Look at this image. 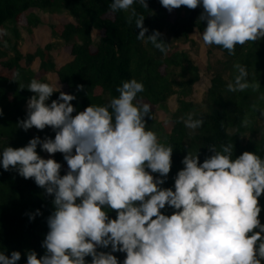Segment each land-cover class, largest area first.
Returning a JSON list of instances; mask_svg holds the SVG:
<instances>
[{
    "label": "clouds",
    "instance_id": "obj_1",
    "mask_svg": "<svg viewBox=\"0 0 264 264\" xmlns=\"http://www.w3.org/2000/svg\"><path fill=\"white\" fill-rule=\"evenodd\" d=\"M159 2L169 12L200 6L204 45H217L228 55L237 45L264 38V0ZM133 5L147 8L146 0H110L108 9L112 14L127 12L126 21L139 29L136 39L164 53L162 34L153 30L145 35L144 13L138 14ZM234 68L227 92L257 88L245 65ZM17 76L13 73L11 79ZM26 88L33 95L17 126L24 131L49 127L55 133L51 138L33 136L22 147H0V168L31 178L52 197L53 210L40 242L43 254L37 258L34 250L26 252V264H264L258 202L264 193V156L243 151L233 158L231 141L219 148L209 145L211 155L200 162L197 150L187 151L173 186L161 187L170 172L173 149L146 127L152 106L138 98L144 91L142 82L122 81L117 96L82 111L70 103L76 96L59 86L33 78ZM54 92L59 95L48 102ZM183 124L195 132L203 119L189 113ZM247 124L245 119L242 125ZM37 146L48 158L38 154ZM57 152L67 164L63 175L61 163L52 158ZM166 206L171 214L161 211ZM109 210H115L114 219ZM40 214L36 209L28 218ZM116 252L125 254L122 261L113 255ZM20 258L19 251H0V264H17Z\"/></svg>",
    "mask_w": 264,
    "mask_h": 264
},
{
    "label": "trees",
    "instance_id": "obj_2",
    "mask_svg": "<svg viewBox=\"0 0 264 264\" xmlns=\"http://www.w3.org/2000/svg\"><path fill=\"white\" fill-rule=\"evenodd\" d=\"M109 3L110 0H0V29L5 32L0 37V147H22L33 136L41 139L54 136L49 127L24 131L17 121L26 117V103L33 95L26 88L30 80L49 83L47 74L55 72L60 90L76 96L70 103L77 111L90 104H106L118 95L116 88L122 81L134 78L143 83L144 91L138 98L152 106V119L145 117L146 127L157 134L160 142L172 144L173 149L170 172L161 187L173 186V177L183 167L182 158L187 151L197 150L200 162L211 155L209 145L219 148L231 141L233 158L243 151L264 156V115L260 114L264 110V38L237 45L232 55L217 45H206L209 84L201 101L187 100L200 73L189 49L182 45L197 46L190 35L194 31L202 35L205 27L199 19L202 8L181 6L169 12L159 0H146V9L133 5L138 14L144 13L143 25L148 29L145 35L153 30L162 34L167 50L161 53L151 44L137 40L139 29L134 22L126 21L128 13L112 14ZM39 12L49 15L65 12L69 18L50 23L55 40L23 53L20 29L31 34L41 21ZM55 47L71 56L59 67L51 55ZM238 63L247 67L250 83L257 85L255 90L227 92L225 85L236 75L234 65ZM13 73L18 74L16 81L11 79ZM77 85L82 88L78 90ZM58 95L52 93L48 102ZM172 95L177 106L169 110L167 100ZM157 110H163L166 117L162 120L153 117ZM189 113L203 119L195 132L183 124ZM245 119L248 124L243 126ZM36 151L48 158L39 146ZM52 158L61 163V175L65 174L67 164L63 155L57 152ZM51 199L31 178L24 179L11 168L7 171L0 168V251L5 255L19 251L21 258L17 264H26L28 251L34 250L37 258L43 254L40 242L47 232L46 218L53 210ZM258 202L262 206L259 218L264 223V193ZM36 209L41 214L30 221L28 213ZM161 211L168 215L173 210L166 206ZM108 215L114 219L115 210H109ZM113 255L118 261L125 256L121 252ZM85 259L90 261L91 257Z\"/></svg>",
    "mask_w": 264,
    "mask_h": 264
},
{
    "label": "rangeland",
    "instance_id": "obj_3",
    "mask_svg": "<svg viewBox=\"0 0 264 264\" xmlns=\"http://www.w3.org/2000/svg\"><path fill=\"white\" fill-rule=\"evenodd\" d=\"M39 17L41 19L40 23L37 24L33 29L32 33L29 34L23 29H20V47L21 51L23 53L32 51L36 47L43 46L45 43L49 41L55 40V38L50 33V23H56L62 19H68L69 16L65 12L60 13H54V14H43L41 12L38 13ZM92 36L95 37V31H92ZM190 37L192 40H194L197 43V46H192L190 44H183L182 47H187L189 49V52L191 54V57L194 59L195 64L199 68V80L197 83H194L192 88V93L188 96H186L187 100L192 101H201L202 95L204 91L206 90L208 84H209V72L206 70L207 62L209 60V57L206 52V45H204L201 36L194 31L191 33ZM51 55L53 58V61L56 64V67H59L66 61H68L71 56L66 53L62 48L55 47L51 51ZM36 63L34 62L32 67L35 68ZM48 82L51 83L53 86L58 87L59 82H57L56 74L55 72H50L47 74ZM167 106L169 110H174L177 106L175 95H172L167 100ZM153 117H156L157 119H163L166 117L163 110H157L154 112ZM46 156L48 157L49 154L46 153Z\"/></svg>",
    "mask_w": 264,
    "mask_h": 264
}]
</instances>
